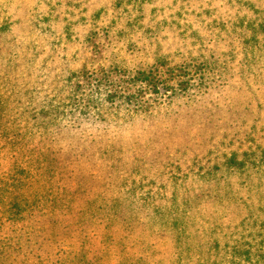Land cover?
<instances>
[{
	"label": "rangeland",
	"instance_id": "374dc122",
	"mask_svg": "<svg viewBox=\"0 0 264 264\" xmlns=\"http://www.w3.org/2000/svg\"><path fill=\"white\" fill-rule=\"evenodd\" d=\"M251 150L264 0H0V264H264Z\"/></svg>",
	"mask_w": 264,
	"mask_h": 264
},
{
	"label": "trees",
	"instance_id": "16d2710c",
	"mask_svg": "<svg viewBox=\"0 0 264 264\" xmlns=\"http://www.w3.org/2000/svg\"><path fill=\"white\" fill-rule=\"evenodd\" d=\"M69 27H70V25H69ZM186 65L187 66H185V67H184V65H182V66L186 70L187 76L188 75L189 76L194 75L193 74L195 72V71H193L194 65H191V64H186ZM168 67L169 66H168L167 59L161 57L158 60V62H156L154 65H152V67H149L148 70H139L138 72H136V76L133 77L132 79H137L139 82L146 83V84L149 83L153 87H157V86H159V85L162 84L164 90H166L167 92H169V90L166 87V84L164 85V83L167 82V81H165V79L161 75V69L168 68ZM169 69L171 70L170 73L182 72L181 70H175L174 68L171 69L170 67H169ZM114 72H117V70L115 69ZM175 76L176 77H180V76H185V75H178V74L175 73ZM72 77L73 78L76 77V74L74 73V75ZM189 80H191V78H189ZM72 83H73V81H72ZM181 85H189V83L183 81V83ZM78 86L81 87L80 85H78ZM182 91L185 92L186 89L181 90V92ZM69 103H71L75 107L77 106L76 101L73 102V101H71V99L69 100ZM242 152L237 153V154H233V158L229 159V164H230V167L231 168H238V169L239 168H245L249 164H252V165L255 164L256 165L259 162V160L264 161V151L261 152L262 153V157H260V159L258 157V151H253L252 152V150H251V151H249L250 153L249 152L242 153ZM251 157H253V158L251 159ZM183 188L184 189L182 190V192H186L187 189L185 187H183ZM179 192H181V191H179ZM117 203H119L118 200H117ZM188 208H189V205L185 209H188ZM7 209H8V205H7ZM119 215H120V213H114L113 214V216H114L115 219H117V217ZM93 218H95V217H93ZM251 249L252 248H249V249H246V250H243V251H236L235 252V258H237L239 255H241V256H243L245 258V261H249L251 259L250 257H252V255H251ZM259 257L260 258H258V260L264 261V254L263 255H260Z\"/></svg>",
	"mask_w": 264,
	"mask_h": 264
}]
</instances>
